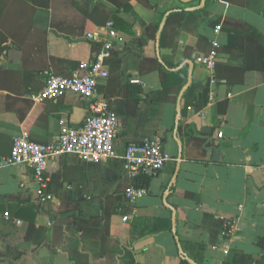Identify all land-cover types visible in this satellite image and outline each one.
<instances>
[{
	"label": "crops",
	"instance_id": "obj_1",
	"mask_svg": "<svg viewBox=\"0 0 264 264\" xmlns=\"http://www.w3.org/2000/svg\"><path fill=\"white\" fill-rule=\"evenodd\" d=\"M123 4L132 10H120ZM172 9L186 12L168 23ZM113 11L136 31L117 29L105 61L109 76L98 85L120 117L117 156L98 162L73 153L54 157L46 170L54 198L47 202L38 199L27 164L0 166V259L13 261L0 264H73L72 258L100 264L99 234L107 220L110 260L118 240L138 264H264V0H11L0 18V46H7L0 55V156L22 132L48 143L64 123H85L88 98L73 92L34 97L50 74H76L81 61L96 56L113 18L98 20ZM215 38L222 50L210 69L196 57L211 51ZM185 64L186 83L190 69L192 81L177 123L186 83L179 90L163 85L162 76ZM154 135L173 159L131 203L124 195L133 184L124 149ZM30 219L46 229L49 244L23 239ZM144 228L154 232L143 235Z\"/></svg>",
	"mask_w": 264,
	"mask_h": 264
},
{
	"label": "built area",
	"instance_id": "obj_2",
	"mask_svg": "<svg viewBox=\"0 0 264 264\" xmlns=\"http://www.w3.org/2000/svg\"><path fill=\"white\" fill-rule=\"evenodd\" d=\"M214 30L217 34L220 33L219 26ZM105 33L108 38L104 40L94 58L81 61L80 72L72 75L50 74L45 85L34 97L43 100L73 92L88 98L89 114L85 123L80 127H71L64 123L57 138L48 143L36 142L27 132H22L13 137L10 153L0 156V166L27 164L32 169L33 179L37 183V196L42 202L54 198L48 190L49 178L46 174L48 162L54 157L73 153L98 162L117 156L116 139L120 117L110 101L98 93L100 80L109 76L105 61L114 51L115 40L119 36L114 21L109 20L106 23ZM87 34L90 40L96 38L92 32ZM212 46L211 51L196 57L198 63L210 69L215 67L219 55L218 49L221 45L217 38L212 40ZM130 81L142 82L138 77H132ZM219 136H222V133H219ZM123 159L130 167L134 178L140 174L154 175L164 168L173 156L165 151L162 137L154 135L129 143L124 149ZM146 193V187L132 184L125 189L124 195L133 203ZM123 220L127 222L129 217L125 215Z\"/></svg>",
	"mask_w": 264,
	"mask_h": 264
},
{
	"label": "trees",
	"instance_id": "obj_3",
	"mask_svg": "<svg viewBox=\"0 0 264 264\" xmlns=\"http://www.w3.org/2000/svg\"><path fill=\"white\" fill-rule=\"evenodd\" d=\"M11 0H0V18L2 17V14L4 13V11L6 10V8L8 7L9 3ZM99 6H96L94 8V11H96L98 9ZM120 10H125L130 12L132 10L131 5L129 4H123L122 7L120 8ZM169 11V16H168V23L171 20V17L175 14L181 15V13H185V10L182 9H172V10H168ZM116 11H113V15H109L106 16L103 20H98L99 23H106L110 18H113L114 21V26L116 27V29H119L127 34L130 35H136V31H135V26L134 23H131L125 19H123L122 17L118 16L116 13ZM156 30L154 29L152 31V29H150L149 33L152 34L154 37L156 36ZM165 32V29H164ZM164 32L162 34V37L164 35ZM148 33V34H149ZM162 37H161V41H162ZM213 47V46H212ZM225 50H228V45L225 47ZM7 49V46H0V55ZM219 51L222 50L221 46L218 49ZM114 52V51H113ZM112 52V54H113ZM111 54V56H112ZM170 66V65H169ZM171 67V66H170ZM187 69V65L185 64L184 67L182 68H175L172 67L171 69L168 68L163 72V76H162V84L164 85H176L179 90L183 87V85L186 83L187 81V74L185 73ZM140 101L139 97H137L135 99L136 104H138V102ZM181 117L184 116V110H181ZM13 141V138H12ZM12 148V145H11ZM11 151V150H10ZM153 175H147V174H140L137 175L136 177L133 178V184L135 186H140V187H147L150 184L151 178ZM28 222H25L26 225V230L23 236V239L25 240H32L34 241V243H36L38 246H41L43 244H49L51 242L49 236H47L46 233V229L43 227L37 228L35 227V222L30 219L27 220ZM77 225L79 228L83 227V224L81 221L77 222ZM152 227V226H149ZM34 229V235L32 236L31 231ZM105 231L100 233V237H101V247H100V264H138L136 262L135 259V253L133 251H131L129 249V247L121 244L120 242H118L117 240V246H118V250L116 252V256L114 259H108L109 255H108V249H107V240L110 237V232L107 233V230H109V221L107 220V227L105 226ZM148 232H154V228H144L141 230V234H146ZM72 246V245H71ZM70 247V246H69ZM73 248V249H72ZM69 250H72V252H75L77 249L72 247ZM187 258V257H186ZM73 264H77V261L75 259H71ZM0 261H4V262H9L12 263V260H6V259H0ZM186 264H192L189 261L185 260ZM196 264V263H193Z\"/></svg>",
	"mask_w": 264,
	"mask_h": 264
},
{
	"label": "water",
	"instance_id": "obj_4",
	"mask_svg": "<svg viewBox=\"0 0 264 264\" xmlns=\"http://www.w3.org/2000/svg\"><path fill=\"white\" fill-rule=\"evenodd\" d=\"M185 2H188V1H191V0H183ZM202 6V5H201ZM196 8V7H194ZM166 16H164L161 24H160V27H159V31H158V34H157V48L159 50V45H160V35H161V32H162V29L164 27V24H165V21H166ZM190 66L192 67V62L190 61ZM189 73V78H188V82L186 83V85H184V87L182 88L180 94H179V99H178V105H177V119H176V122L178 123V118H179V115H180V101H181V98H182V95L184 93V91L189 87V85L191 84V81H192V73H191V69L190 71L188 72Z\"/></svg>",
	"mask_w": 264,
	"mask_h": 264
}]
</instances>
